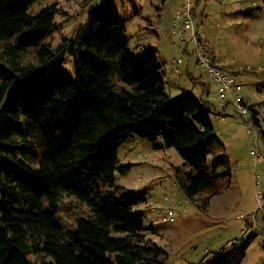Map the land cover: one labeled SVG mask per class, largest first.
Returning <instances> with one entry per match:
<instances>
[{"label": "trees", "instance_id": "16d2710c", "mask_svg": "<svg viewBox=\"0 0 264 264\" xmlns=\"http://www.w3.org/2000/svg\"><path fill=\"white\" fill-rule=\"evenodd\" d=\"M38 1L0 0V264H164L136 210L143 199L115 185L118 149L136 136L162 138L185 161L176 171L185 194L204 195L207 208L232 175L222 155L206 167L214 105L169 95L156 48L129 49L113 0L91 4L87 29L55 49L43 42L60 9L32 17ZM67 54L76 79L63 73ZM66 197L87 214L64 232L57 213ZM253 237L200 264H242Z\"/></svg>", "mask_w": 264, "mask_h": 264}, {"label": "rangeland", "instance_id": "374dc122", "mask_svg": "<svg viewBox=\"0 0 264 264\" xmlns=\"http://www.w3.org/2000/svg\"><path fill=\"white\" fill-rule=\"evenodd\" d=\"M100 1L41 0L30 7L29 15L34 17L54 4L58 6L56 27L43 42L55 49L64 39H74L79 29H87V9ZM113 1L126 24L129 49L139 53L149 45L156 48L169 95L191 92L214 105L211 121L215 139L206 167L211 168L214 159L222 155L232 172L230 185L203 208L204 195L189 199L176 178L177 170H187L179 153L168 148L162 138L151 142L136 136L119 146L115 185L143 199L136 210L143 212L145 227L152 228L148 234L151 244L166 254L164 264H200L251 233L254 237L242 264H264V143L253 119L255 116L264 129V82H259L264 69V0L197 3L201 51L228 75L245 83L242 94L250 109L245 118L238 115L230 101L220 98L215 77L200 65L194 43L184 44L174 32L182 0ZM175 61L179 77L173 71ZM63 73L76 79L70 54ZM259 194L263 195L262 202ZM44 204L49 207L47 201ZM86 214L87 209L73 197L59 201L57 218L64 232L74 230L76 221ZM48 261L55 264L51 258Z\"/></svg>", "mask_w": 264, "mask_h": 264}, {"label": "built area", "instance_id": "2783aa9c", "mask_svg": "<svg viewBox=\"0 0 264 264\" xmlns=\"http://www.w3.org/2000/svg\"><path fill=\"white\" fill-rule=\"evenodd\" d=\"M197 3L198 0H182L177 16L174 19V32L181 36V41L184 44L188 45L190 42L194 43L196 46V52L199 56L200 65L206 67L208 72L215 77V81L219 86L220 98L223 101H230L235 107L238 115L245 118L249 111L248 105L242 94L245 83L234 76L228 75L223 69L212 63V61L201 51V40L198 34L201 14L198 13ZM191 55H193V52ZM173 66L174 73L179 77L180 69L178 68V62L175 61ZM262 70L263 73H261L263 76L259 81L261 83L264 82V69ZM245 121L248 122L246 119ZM259 160L260 156L258 150H256L255 162H258ZM258 199L262 202L263 195L259 194ZM162 221L166 222L167 220L163 219ZM245 237L247 236L245 235Z\"/></svg>", "mask_w": 264, "mask_h": 264}, {"label": "crops", "instance_id": "0c3cea01", "mask_svg": "<svg viewBox=\"0 0 264 264\" xmlns=\"http://www.w3.org/2000/svg\"><path fill=\"white\" fill-rule=\"evenodd\" d=\"M176 15H177V13H176ZM176 18V17H175ZM216 62V61H215ZM225 71V70H224ZM178 80H182V77H180V78H178ZM204 82V81H203ZM204 84H207L208 85V83H206V82H204ZM181 89H183L184 90V88L183 87H180ZM206 102H209L208 100H205ZM246 102H247V100H245ZM250 106V105H249Z\"/></svg>", "mask_w": 264, "mask_h": 264}]
</instances>
